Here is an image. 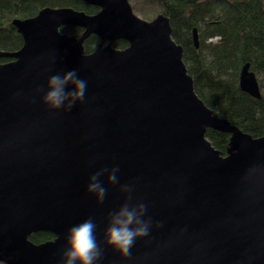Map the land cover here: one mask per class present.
<instances>
[{"label": "water", "instance_id": "water-1", "mask_svg": "<svg viewBox=\"0 0 264 264\" xmlns=\"http://www.w3.org/2000/svg\"><path fill=\"white\" fill-rule=\"evenodd\" d=\"M84 1L99 11L47 6L15 18L23 44L0 49V58H12L0 61V263L60 264L67 230L92 218L99 240L108 213L124 201L119 185L134 182L135 197L164 227L150 241L137 240L131 258L106 248L99 264H232L237 257L264 264V225L227 223L242 215L238 178L248 162L264 160V136L245 132L198 95L167 15L142 18L130 0ZM63 25L84 30L77 36ZM91 34L101 41L86 52ZM193 38L199 46L196 27ZM119 39L128 45L115 47ZM71 69L87 80L86 103L57 116L42 109L39 97L30 103L35 83ZM239 85L262 97L249 62ZM208 128L230 133L226 154L206 136ZM116 166L119 183L101 176L108 191L97 203L86 191L89 176ZM183 225L206 234L209 255L219 251L222 258L193 261L187 244L170 242ZM38 231L55 237L36 243L30 236Z\"/></svg>", "mask_w": 264, "mask_h": 264}, {"label": "trees", "instance_id": "trees-1", "mask_svg": "<svg viewBox=\"0 0 264 264\" xmlns=\"http://www.w3.org/2000/svg\"><path fill=\"white\" fill-rule=\"evenodd\" d=\"M146 1L154 7L144 12L146 19L153 18L155 11L169 17L172 37L183 47L184 62L204 102L245 132L254 137L264 136V0ZM47 6L72 7L88 14L100 9L84 0H0V49L18 50L24 40L13 20L35 16ZM195 27L199 46L194 43ZM61 30L80 36L84 28L63 25ZM100 41L97 34L88 36L84 41L86 52L93 51ZM113 45L124 48L128 41L119 39ZM11 59L1 57L0 61ZM246 62L258 75L261 98L239 85L240 71ZM206 136L226 154L230 133L208 128ZM54 237L50 231H38L30 239L42 243Z\"/></svg>", "mask_w": 264, "mask_h": 264}, {"label": "clouds", "instance_id": "clouds-1", "mask_svg": "<svg viewBox=\"0 0 264 264\" xmlns=\"http://www.w3.org/2000/svg\"><path fill=\"white\" fill-rule=\"evenodd\" d=\"M51 71V66L43 69L45 74ZM86 90L87 80L80 78L77 69H71L48 76L46 84L35 83L29 101L35 104L39 97L42 109L49 115L57 116L61 112L70 111L78 103H86ZM118 171V166L105 167L89 176L86 191L95 196L97 203H103L108 191L100 177L107 174V183L117 185ZM237 183L238 206L242 215L239 220L229 218L227 223L253 227L264 225V160L248 162L241 170ZM119 186L120 191L125 193L124 201L108 213L102 237L97 239V225L92 218L73 225L67 230L60 264H99L106 248H111L123 258H131L137 240L150 241L154 239V230L164 227V221L149 215V204L135 197L134 182ZM170 242L187 244L193 261L207 258L210 262H217L223 256V252L219 251L210 256L212 242L206 234L192 231L189 225L173 230ZM232 264H242V258L233 259Z\"/></svg>", "mask_w": 264, "mask_h": 264}, {"label": "rangeland", "instance_id": "rangeland-1", "mask_svg": "<svg viewBox=\"0 0 264 264\" xmlns=\"http://www.w3.org/2000/svg\"><path fill=\"white\" fill-rule=\"evenodd\" d=\"M130 3L132 5L134 12L136 14L140 15L142 18H145V19L147 17H146V14L144 12H147L148 9L151 10L154 8L153 5L150 4V2H148V1L144 2V0L143 1L142 0H130ZM154 13L155 14L153 17H155L158 14V12H156V11ZM148 20H150V19H148Z\"/></svg>", "mask_w": 264, "mask_h": 264}]
</instances>
